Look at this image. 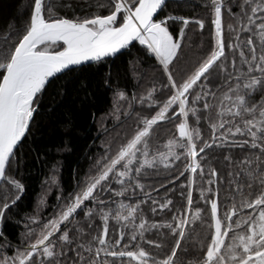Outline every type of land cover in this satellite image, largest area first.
<instances>
[{
	"label": "snow or ice",
	"instance_id": "obj_1",
	"mask_svg": "<svg viewBox=\"0 0 264 264\" xmlns=\"http://www.w3.org/2000/svg\"><path fill=\"white\" fill-rule=\"evenodd\" d=\"M175 3L179 6L180 0ZM55 7L53 0H27V16L6 25L0 39V240L5 241L0 264H178L177 249L187 238L190 216L204 230L189 264H264V0H207L209 40L194 63L184 62L183 41L190 25L203 31L206 21L167 13L169 0H57ZM225 15L233 21L227 32ZM135 42L153 60V83L146 94L137 99L133 93L129 100L123 89L113 88V65L121 50ZM91 79L113 88L111 110L100 118L89 112L93 124L116 114L112 128H98V136L111 135L99 145L98 136L93 137L92 146L100 151L87 157L89 167L83 176L77 171L73 190L66 195L61 190L44 215L47 192L53 185L59 188L60 169L51 166L41 182L48 187L33 211L14 221L24 230L13 244L4 236V225L10 213L19 215L25 184L17 174L33 151L26 142L35 137L44 115L58 108L70 130L75 114L65 101L79 99L83 109L93 96ZM224 87L227 91L217 97ZM256 95L260 100L253 103ZM217 98L218 105L209 103ZM125 101L121 120L117 102ZM213 107L219 120L209 122ZM129 119L131 132L122 127ZM160 123L171 124L173 135L164 151H152V131ZM205 126L210 140L202 134ZM214 149L245 153L237 161L224 156L233 169L226 173L223 193L217 168L205 169ZM36 153L33 159L40 160ZM173 168L179 171L173 183L185 178L180 214L170 213L171 221H150L141 206L150 199L145 187L152 186L142 180L149 171ZM126 194L135 203H126ZM151 203L152 213L172 205L167 198ZM110 219L118 225L111 234ZM153 230L161 234L159 242L146 239ZM169 234L175 243L166 247L163 239Z\"/></svg>",
	"mask_w": 264,
	"mask_h": 264
},
{
	"label": "trees",
	"instance_id": "obj_2",
	"mask_svg": "<svg viewBox=\"0 0 264 264\" xmlns=\"http://www.w3.org/2000/svg\"><path fill=\"white\" fill-rule=\"evenodd\" d=\"M57 0H53L54 10H56ZM95 3V0H92ZM103 2V0H102ZM207 0H180L179 6L175 3V0L169 1V7L166 12L171 14L175 12L177 15H184L191 18H203L205 19V28L201 31L197 26L190 25L186 33V38L183 41V53L185 63H194L195 60L201 55V47L207 46L209 40V16L203 7ZM27 0H0V39L3 38V30L5 26L11 23L14 19L18 24L21 19V14L27 16L26 11ZM93 11L96 9L93 8ZM236 9H234L235 11ZM164 13H161L163 15ZM233 21L225 15V31L227 32V24ZM233 41H235V35L232 34ZM246 39L243 35L241 40ZM254 42L259 46V38L253 35ZM115 63L113 65L115 72L113 77V88L123 89L128 99L131 100L132 94L136 93L137 99L141 94H146L147 89L152 86V69L150 65L153 64V60L145 55L143 51V46H140L138 42H135L133 46L122 52L114 58ZM134 61H138L133 63ZM111 62V61H110ZM118 73V75H116ZM63 78L61 77V80ZM158 81V75L156 77ZM61 81H54L53 87L49 88V93L54 92L55 85ZM113 88H102L99 86V82L91 79L89 91L93 93L92 99L85 102V107L83 109L79 108L81 101L77 99L74 103L70 101H65V107L70 104L71 111L75 114V125L70 129L64 127V113L61 109H57L51 116L45 114L43 119H41V124L39 130H34L35 137L30 136L26 142L30 145L33 150L29 153L27 158V163L17 174V178H22V182L25 184V192L22 199L19 202V215L9 214L10 219L4 225V236L8 241L13 244L17 243L20 239L19 234L24 230L23 224L17 226L14 221L19 220L21 216L25 213L32 212L38 196L44 194L47 189V185L42 186V181L45 180L46 176L49 175V170L53 164H56L60 169L59 174V188L55 185L51 187V191L47 192L45 200L48 205L47 208L43 209V214L47 215L52 211V205L57 203V195L62 190L66 195L71 192L76 184L77 171L83 176L84 172L89 167L88 156H92L100 151V149L92 146V140L94 136H98V128L101 126H106L112 128L115 121L116 114L108 116L107 120L98 119L96 124L91 123V117L89 112H94L97 118H100L102 114H107L113 105L112 92ZM227 88H221L217 93L219 97L223 92H226ZM45 99H48V94L45 95ZM260 100V95L253 97L252 102L255 103ZM209 103L218 105L219 99L210 100ZM118 106L121 108L120 118L123 120V109L128 108V102H117ZM136 112L140 111L139 105H133ZM217 108L213 109L208 113L212 117L214 122L219 120L216 116ZM135 115V112L133 113ZM228 117H225L227 119ZM191 122V121H190ZM122 127H124L128 132H131L134 127L132 119L125 122ZM202 134L207 133L204 137L209 139L211 133L207 126L201 129ZM109 135H99L96 139V144L99 145L101 141H107L110 137ZM173 135V128L171 124L160 123L158 127H154L152 131V138L149 142L150 150L152 151H164V143ZM91 148V151H89ZM36 150H39L40 160H34L33 156L36 155ZM25 152H28V148H25ZM231 156L233 161L242 160L245 153L240 152L239 149H232L231 152L225 150L223 154L219 149L213 150V157L205 165L206 171L209 167H216L218 174L224 178V184L222 187V193L227 189V171L232 170L233 166L231 164L225 163L224 156ZM215 161V162H214ZM240 165H236L239 168ZM180 170H183V165L181 164ZM55 175V173H53ZM173 175L178 176L179 171L176 168L170 170H160V171H149L147 176L149 178L142 180L146 185H151L152 187H145L144 191L150 194V199L147 203L142 205L143 215L151 220L158 221H171L172 216L170 213L180 214L181 211V191L180 185L185 182L184 177H180L179 184L173 183ZM200 183L199 177H196V184ZM186 195V193H185ZM170 199L172 205L170 209L160 210L157 208L155 213L151 212L153 207L151 201L156 200L158 203H163L164 199ZM118 202L119 197H114ZM126 203H135L134 200H128L127 194L124 197ZM140 199L144 200L145 197L140 195ZM199 199L198 189L196 185L193 188V201L194 204L197 203ZM27 205L28 207H24ZM115 207V205H111ZM107 210V208H106ZM194 212V208L192 210ZM114 215V213H113ZM79 219V218H78ZM99 218L97 217V220ZM139 223V220H137ZM115 225V221L109 220V230L110 234ZM87 230V229H85ZM204 227L199 220H193L191 216L189 217V224L186 226V239L181 241L180 248L177 249L178 264L179 261H183L184 264H189V261L194 260L196 257L194 252L198 247L199 241L202 238ZM99 231V228H97ZM163 232V230H161ZM190 233V234H189ZM96 233L94 232L93 235ZM160 233L153 230L150 233H146V239H156L160 241ZM4 240H0V244H4ZM164 245L167 247L169 245H174V240L172 235L169 234L163 239ZM151 250V249H149ZM185 250L189 254H185ZM8 255H11V250L8 251Z\"/></svg>",
	"mask_w": 264,
	"mask_h": 264
},
{
	"label": "water",
	"instance_id": "obj_3",
	"mask_svg": "<svg viewBox=\"0 0 264 264\" xmlns=\"http://www.w3.org/2000/svg\"><path fill=\"white\" fill-rule=\"evenodd\" d=\"M169 1H171V0H169ZM127 49H128V48H127ZM125 50H126V49H122L121 52H123V51H125Z\"/></svg>",
	"mask_w": 264,
	"mask_h": 264
}]
</instances>
